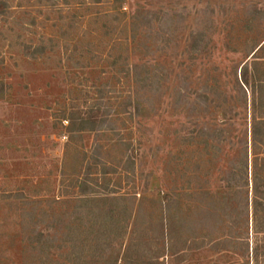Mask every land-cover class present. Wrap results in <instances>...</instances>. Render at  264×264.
<instances>
[{
    "label": "rangeland",
    "instance_id": "374dc122",
    "mask_svg": "<svg viewBox=\"0 0 264 264\" xmlns=\"http://www.w3.org/2000/svg\"><path fill=\"white\" fill-rule=\"evenodd\" d=\"M255 61L264 0H0V264H73L41 245L83 216L85 189L125 197V248L155 239L151 264H255L214 249L231 231L230 184L249 196L251 247L264 244L252 207L264 110L242 84ZM71 113L95 131L69 134ZM169 215L183 230L173 253L157 238Z\"/></svg>",
    "mask_w": 264,
    "mask_h": 264
},
{
    "label": "trees",
    "instance_id": "16d2710c",
    "mask_svg": "<svg viewBox=\"0 0 264 264\" xmlns=\"http://www.w3.org/2000/svg\"><path fill=\"white\" fill-rule=\"evenodd\" d=\"M262 48L263 47L256 46L254 51L257 49L260 51ZM257 59L258 58H256V60ZM263 66L264 61H255L252 64L251 70L249 66H245L242 70V84L245 86L247 85L250 89H252L251 91L254 96H260L257 103L258 108L264 110ZM254 106H256V102L254 103ZM136 107L137 106L133 107L131 112L128 113L134 115L133 110L139 109ZM74 115L77 116V114L71 113L68 116H64L62 119V121L65 120L69 124L66 128L69 134L84 131H95V127L87 130L89 126L86 125L89 120L80 116L76 120ZM255 122H257V124H255L253 128V147L256 148L258 145V147L264 149V133L261 130V126L264 125V117L257 119ZM256 135L259 137V140ZM248 186L249 184L247 183L246 187ZM229 189L233 193L231 194V197L225 198L224 205L228 211L226 215L231 223V231L226 236L223 235L225 238L220 237L221 239L216 242L218 244L214 249H218L217 251H226L232 254L239 251L238 253H241L242 258H247L255 264H264V244L261 243L262 241L260 240L252 248L250 245L251 242L248 240V233L250 230L249 196L246 198L243 196L238 197L237 194H239V190H243V188L236 190L238 188H235L230 184ZM253 192V230L255 235L260 237L262 234L264 236V232L262 233L261 231V229H264V203L259 200L260 195L264 196V180L258 173L254 175ZM248 193L249 192L243 194L247 195ZM99 194H88V191L85 189L82 194L83 196L78 199V212L82 213L83 216H78L76 223H71L67 226V228L63 231L61 239L53 238V240L49 241L50 243L47 242L48 244L38 242L39 245L42 244L41 246L43 249L47 246L46 250H48L47 253L49 257H55L57 252L66 250L67 254L72 258L71 261L73 264H92L93 262L96 264H118L121 259L123 260V264H151L154 259H159V255H156V253H158L156 247L159 243L157 242V244H155V239L151 244H148L144 242V237L139 239L134 238L132 241L127 243L125 248V241L126 237L129 235L128 231L133 211L129 209V205H126L125 202H123L126 201L124 199L125 197L117 196L116 191L107 195L102 194L104 196H99ZM20 197L24 203H29L26 194L22 193L20 194ZM236 207H239L242 211V213L237 216L236 214L238 213V210H236ZM168 218L170 219L169 222L162 219V222L158 224L157 228L159 229L158 231L160 235L157 238L162 239L164 246H166V242H169V249L173 253L175 251V247H177V237L181 240L183 239V230L178 224V220L175 216L172 215ZM262 219L263 221H261ZM236 227H239L240 229L236 230ZM33 238L34 236L29 235L26 240V244L30 245V243H33ZM257 239L259 240L260 238ZM238 240H241V243L239 242L240 244L237 243ZM234 241H236V243ZM57 245L60 246L58 247ZM237 245H240L241 247L238 248ZM145 246H147L151 255L148 256L143 254L144 252L142 247ZM196 248L197 250H200L202 247L197 244ZM107 251L109 253L113 252L116 258L106 262L104 259L107 257ZM119 256L122 257L119 258Z\"/></svg>",
    "mask_w": 264,
    "mask_h": 264
}]
</instances>
